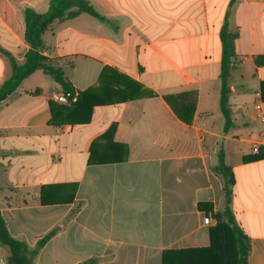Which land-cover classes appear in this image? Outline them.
Returning a JSON list of instances; mask_svg holds the SVG:
<instances>
[{"label":"crops","instance_id":"obj_1","mask_svg":"<svg viewBox=\"0 0 264 264\" xmlns=\"http://www.w3.org/2000/svg\"><path fill=\"white\" fill-rule=\"evenodd\" d=\"M87 1L102 19L56 20L42 52L79 93L106 72L89 100L135 98L95 107L88 124L50 125L51 97L62 91L38 70L0 101V212L12 237L35 249L57 229L35 264H163L164 252L172 264H207L211 254L199 250L227 206L214 170L223 148L236 179L229 206L251 242L248 264H264V158L251 159L264 147V0ZM50 6L0 0V45L19 64L31 48L25 10ZM226 23L236 52L228 132L220 107ZM11 74L0 54V87ZM186 91L198 93L192 124L164 98ZM113 125V140L94 147L109 161L89 164L93 142ZM117 144L128 147L126 160H116ZM186 250L197 251L179 253ZM8 255L0 246V264Z\"/></svg>","mask_w":264,"mask_h":264},{"label":"trees","instance_id":"obj_2","mask_svg":"<svg viewBox=\"0 0 264 264\" xmlns=\"http://www.w3.org/2000/svg\"><path fill=\"white\" fill-rule=\"evenodd\" d=\"M237 0H232L235 3ZM75 9V10H74ZM81 13H87L96 18L102 19L93 6L87 0H51V6L47 13L40 14L31 8L25 10V40L31 46L25 55V62L19 64L15 57L0 45V54L8 58L11 67V76L0 87V101L5 100L12 92H14L22 82L31 74L38 70L54 77L61 93L69 94L70 105L57 104L51 102L52 119L50 125H78L88 124L91 121L93 109L113 102H125L135 97H126L121 100L102 101L98 99L89 100L91 93L100 88L105 78L103 72L98 86L88 89L84 92H77L71 82L66 78L64 71L52 64L51 59L46 57L42 50L44 47L42 36L48 28L56 21L63 19H71ZM235 35L228 31L227 23L221 31L222 40V56H221V95L220 107L225 118V132L233 126L230 109V82L232 79V71L235 68L236 52L234 48ZM166 102L172 107L176 115L186 124H192L197 107L198 93L197 91H186L178 94H168L165 97ZM116 125L105 135L94 141L91 146V156L89 164H105L109 159L97 158L95 156L94 147L98 141L113 140ZM122 149V156L116 160H126L128 157V147L117 144ZM264 158V147H260L258 154L251 157L254 160ZM247 160V159H246ZM215 172L225 179V196L226 208L222 213L214 215L217 221L214 227L210 228V246L199 251L210 253V257L206 258L207 264H248V256L251 251V242L249 236L244 229L236 224L234 213L230 209V202L233 187L236 183L235 174L232 168L228 167L225 162V152L223 148L219 151V163L215 167ZM208 206L207 211H212L211 204H199L200 208ZM57 229L52 230L43 237L37 244L35 249H30L27 243L19 241L12 237L6 222L0 212V246L7 248L9 264H35L40 249L56 234ZM197 250L180 251L179 253L196 252ZM169 252L163 253V264H172L168 260ZM183 260V259H181ZM181 262H185L184 260ZM180 261L178 264H183ZM92 261H86L83 264H91Z\"/></svg>","mask_w":264,"mask_h":264},{"label":"built area","instance_id":"obj_3","mask_svg":"<svg viewBox=\"0 0 264 264\" xmlns=\"http://www.w3.org/2000/svg\"><path fill=\"white\" fill-rule=\"evenodd\" d=\"M70 95L69 94H64V93H60V92H55L52 95V100L59 103V104H70V99H69ZM259 108V107H258ZM213 222V219L208 216L205 218V223L206 224H211Z\"/></svg>","mask_w":264,"mask_h":264}]
</instances>
